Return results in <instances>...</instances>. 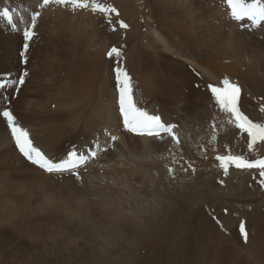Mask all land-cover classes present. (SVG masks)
I'll use <instances>...</instances> for the list:
<instances>
[{
  "label": "rangeland",
  "instance_id": "1",
  "mask_svg": "<svg viewBox=\"0 0 264 264\" xmlns=\"http://www.w3.org/2000/svg\"><path fill=\"white\" fill-rule=\"evenodd\" d=\"M98 2L105 5H112L118 10L119 16H112V23L116 27L115 31L112 30V26L99 13H92L89 10H79L73 13L61 7L49 8L43 11L42 18L38 21L37 35L29 44V63L27 65H23L19 58V51L22 49L23 44L22 34L20 32H14L6 21L0 19V76L10 74L11 78L15 79L25 69L29 73L25 85L20 87L19 91L14 86L0 89V111L5 107H10L17 118L18 124L30 133V138L34 145L40 148L47 156L52 159H61V157H65L66 153L74 145L77 147L74 137H66L52 142L53 140L47 139L46 136L51 138H56L57 136L47 134L45 131L47 126L66 125L67 123L65 115L67 108L54 94L57 91V67L60 61L65 59L63 57L59 59L58 57L60 47V41L57 38L58 32L63 31V29L75 31L83 29L88 32L97 33L100 37L107 36L109 40H112L121 30L118 20L123 19L122 21L129 25L125 29L130 32L132 30L131 26L137 20L143 26V22L148 15L151 19L153 18L152 24L155 28L164 33L169 32L173 37L177 38L178 42L176 41L175 47L178 51H183L182 53L186 57L189 55L191 60L195 59L193 61H197L201 66L209 70L211 68L216 78H219H217L218 82H221L224 78H228L230 81L237 83L236 81L242 79L244 75H251L250 79L252 82L250 80L248 82L247 80V82L241 85L242 96L245 99L241 97L240 107L246 114L244 102L247 100L248 114L246 115L254 122L264 123V112L260 110L261 107H264V85L262 86L264 84V27L251 29L247 23L241 27L231 20L226 22L222 21V23L219 20L218 22L216 14L217 9H220L218 7L221 6V16L223 12L226 18L229 19L228 10L222 3V0H98ZM36 4L37 0H0V8L4 6L16 8L19 12L23 13L25 18L28 17ZM77 14L80 17L85 15L84 17L91 20L90 23L92 25L71 24L69 26L67 23H62V15L64 17V15L76 16ZM17 23H19L18 20ZM141 32H144V28L141 29ZM210 32H212L213 37L221 33L219 35L220 39L233 38V40L231 39L233 43L237 42L238 44L237 50L221 47L225 51L220 56L218 45H216V50L213 46L217 42L215 43L214 40H210L211 37L209 38ZM11 37L13 38L11 39ZM119 44V42H116L114 46L118 47ZM128 46L127 44V52L124 53V56H127V64L126 62L124 63L126 64L125 67L127 66L126 70L132 78L133 89L136 85H140L139 87H142L145 92H148L149 88L148 86L146 87L148 84L145 82L152 79V77V80L157 79L155 81L158 89L157 94H149V96L145 94L144 97H148V99L136 104L138 107L147 110L149 113L161 108L170 114L171 119L173 118L172 123L177 124V128L184 129L181 130L184 133L187 131V126L192 125V123L195 125L200 124L201 126L209 125L211 117H215L213 112L216 111V106L206 85L208 83L218 84V82L216 83V81L200 73L196 68L189 66L180 59L162 52L151 54V59H156V63L150 59L148 66L151 68L149 67V71H139L140 68L134 63V52L128 50ZM179 47H182V49L180 50ZM210 47L216 52L211 50ZM226 50L232 55L230 56V53L226 52ZM152 62L154 63L153 65ZM167 74H169V77ZM191 83L192 88L195 87L198 90L190 94ZM196 85H199V87ZM215 125L223 130L226 129V125L222 122H219V124L216 123ZM227 125H230L228 120ZM10 136V130L7 128L6 121L0 117V264H180V261L173 254L165 250L156 254L155 257H152L153 259H148V257L143 256L139 260H134L135 258H133L117 261L119 255L115 252L113 256H108V259L106 257L104 259H98L94 255L95 258L90 255L88 252L90 242H87V238L89 237L86 234L87 232L85 233L80 228L79 223L71 218V215H73L72 209L69 206H63L64 203L70 204L74 200L72 198L74 193L78 194L86 190V179L82 176V173V179L79 180L69 173L40 174L43 172L42 169H38L36 165L31 164L23 157L16 148L15 142L12 144V141H10ZM246 138V133H241L239 129L234 130L232 145L236 144V154L245 155L249 159L264 158V143H260L254 146L252 151H248L244 144ZM169 139L168 137L163 141L157 139L152 141L151 151L153 155L161 159L166 158L168 155L167 147H162L160 144L167 142ZM44 144H47V146ZM141 151V148H138L135 153ZM213 167V165H209L207 171L210 174L206 178L213 183V190H217L216 193L222 196L223 193L228 195L225 193L224 187L215 182L218 177V172H221V177L224 176L223 170L219 169V165L217 168ZM235 176L237 185L240 187L239 199L236 198L237 196H229L228 198H231V203L229 202V204L232 205L234 202L236 206L233 205L230 207L229 205L227 207L229 208V212L227 209L216 210L218 216H225L226 220L230 222V225L233 223L227 227H216L217 235L221 237L222 244L226 245L230 250L227 252V260L223 264H264V258L259 257L264 252L261 254L255 253L253 255H247L246 243L239 234V223L241 221H244L246 225V223H251L253 218L257 219L262 215L258 218L259 220L257 219L263 222L262 228L258 227L256 231L260 229L261 231L258 234L262 232L264 235V188H261L257 182L260 179L258 170L235 169ZM253 177L256 179H253ZM37 179L38 181H36ZM45 195H49V198L55 204H60L61 208H58L56 211L51 210L46 205V201H44ZM219 198L220 196L216 197L215 200L220 202ZM225 198L226 196L222 197L224 202H227ZM245 198H248V200ZM37 204L42 205L43 210H31V206L35 207ZM202 205L205 204L200 203L197 207ZM45 206L48 208H44ZM66 209L70 210L66 211ZM54 215H56V219ZM245 227L247 230V226ZM90 244L97 243L92 240ZM261 250L264 251V246H262ZM205 264L222 263L208 257Z\"/></svg>",
  "mask_w": 264,
  "mask_h": 264
},
{
  "label": "bare ground",
  "instance_id": "2",
  "mask_svg": "<svg viewBox=\"0 0 264 264\" xmlns=\"http://www.w3.org/2000/svg\"><path fill=\"white\" fill-rule=\"evenodd\" d=\"M218 8L220 9H217V21L219 22L220 20V23H222V21H229L230 19L226 18L225 13L222 12V16L220 14L222 6ZM77 15H64V17L62 15V23H67L69 26L71 24L92 25V23H90L91 20L84 17L85 15L83 17H80L79 14ZM152 19L149 15L146 16L143 26H141L142 24L137 20L131 26L132 30L130 32L125 28L124 30L121 28L112 40H109L107 36L100 37L97 33L88 32L82 28V30L76 31L63 29V31L57 34V38L60 41L58 57L59 59L62 57L65 59L60 61L57 67V91L54 94L67 108L65 114L67 123L66 125H46L45 131L47 134L49 133L52 136H57L56 138L46 136L47 139H51L53 140L52 142H55L72 136L76 139L78 149H83L86 145H90L96 138H98L101 145H103L105 141L109 139V137L105 135V129L112 135L119 137L118 141L115 142L114 150L110 149L106 153H101L95 161L88 165V170L86 172L81 170L82 176L86 179V190L78 194L74 193L72 197L74 200L70 204L64 203L63 206H69L72 209L73 215H71V218L79 223L80 228L85 233L87 232L86 234L89 236L87 242L91 243V241L94 240L97 243H89L88 252L98 259H104V257L108 259V256H113L114 252L119 255L117 261L133 258H135L134 260H139L143 256L151 259L155 257L156 254L165 250L173 254V256L180 261V264H205L208 257L223 264V262L227 260V252L230 250L226 245L222 244L221 237L217 235L216 227H221V225L227 227L230 225V222L226 220L225 216H218L216 210L227 209L228 211L229 208L227 207H229V202L231 200V198L228 197L237 196L236 198H238L240 187L236 182L235 168H229L228 176L221 177V172H218V177L215 182L223 186L225 193L228 194L225 195L223 193V196H226L225 201H227L224 202L222 199L223 196L216 193L217 190H213L214 185L206 176L210 174V172L207 171L209 165H213V168H217L219 165V162L215 159L216 155H226L229 152L234 155L236 154V144L232 145V135L237 128L233 124L227 125L226 115L220 112L216 106V111L213 112L215 117H211L209 125L201 126L200 124L195 125L192 123V125L187 126V131H185V133L181 131L184 130L183 128H176V132L180 137V144H173L170 139L167 142L161 143L160 145L162 147H167L168 150L167 157L161 159L153 155L151 151V143L156 139L137 137L134 134L128 133L123 128V118L119 115L118 93L115 88L114 80V68L117 66L116 58H109L107 56V52L116 42L120 43L118 46L122 53L120 65L124 68L127 67H125L127 64V56H124V53L127 52L126 45L128 44V50L134 52V63L140 68L139 71H149L150 66H148V62L151 59V54L162 52L180 59L189 66L196 68L200 73L205 74V76L207 75V77L213 79L216 83L218 82L219 78H216L211 68L209 70L201 66L197 61H193L195 59L191 60L189 55V58L188 56L186 57L185 54L182 53L183 51H178L175 47L176 41L178 42L177 38L173 37L169 32V34L164 33L155 28L152 24ZM142 28H144V32H141ZM231 32L229 33L231 34ZM209 34V38L211 37L210 40H214L215 43L217 42V44H213V46L216 50V45H218L220 56L225 51L221 49V47L237 50L238 44L237 42L233 43V38L220 39L219 35H221V33L216 34L214 37L212 36V32ZM12 38L13 37H11V39ZM112 42L114 43L112 44ZM177 46L179 45L177 44ZM179 49L181 50L182 47H179ZM211 50L214 49L211 48ZM226 52L230 53L227 50ZM192 55L194 56V54ZM229 55L231 56L232 54L230 53ZM151 60H154L156 63V59ZM124 62H126V64ZM153 64L152 62V65ZM167 75L169 77V74ZM250 76L251 75H244L242 79L236 82L239 83L240 86L244 82H247V80L248 82L249 80L252 82ZM152 79L145 82L148 84L146 85V87L148 86L149 88L148 92H145L142 87H139L140 85L134 87L133 99L136 104L148 99V97H144L145 94L148 96L149 94H157L158 89L155 82L157 79ZM263 85L264 84H262V86ZM196 90H198V88H192L191 83L190 94ZM241 97L243 96L241 95ZM247 108L248 101L246 100L244 102L246 114H248ZM150 114H158L164 121L168 123L173 122V118L171 119L170 114L161 108H158L157 111H153ZM219 122L226 125L225 130L216 125L215 129H213L212 124H219ZM213 134L216 135L215 141L211 139ZM10 138L13 144L14 141L11 136ZM167 138L168 137H165V139ZM244 144L248 150L247 138ZM44 145L47 146V144ZM138 148H141L142 151L135 153ZM47 152L49 151L47 150ZM174 158L179 161L178 164L172 163ZM61 159H63V157H61ZM189 163L192 165V168L195 169L194 172L192 168H188ZM165 165L175 169L174 178L169 176ZM181 165H183L184 168H188V171H183L180 167ZM40 174L47 175L45 171ZM221 180L223 184L220 183ZM36 181H38V179ZM218 196H220V202L215 200ZM49 197V195H45L44 201H46V205L51 210L56 211L58 208H61L60 204H55ZM246 200H248V198ZM249 201H251V199H249ZM200 203H204L205 205L197 207ZM233 205H235L234 202L230 207ZM47 206L44 208H48ZM42 208L40 204L35 205V207L31 206V210L41 211ZM68 210L70 209H66V211ZM54 216L56 219V215ZM257 219L253 218L251 223H246L245 225L249 233L246 243L247 255H253L255 253L261 254L264 252L261 250L264 244H261V246L258 244V239H263L264 235L262 232L261 234L259 233L260 235L258 234L260 229L256 231L258 227L263 225V222ZM217 220H219V224L216 222ZM254 222L256 223L254 224ZM232 224L233 223H231V225ZM84 249L86 250V248Z\"/></svg>",
  "mask_w": 264,
  "mask_h": 264
},
{
  "label": "snow or ice",
  "instance_id": "3",
  "mask_svg": "<svg viewBox=\"0 0 264 264\" xmlns=\"http://www.w3.org/2000/svg\"><path fill=\"white\" fill-rule=\"evenodd\" d=\"M222 3L228 10V17L231 21L236 22L243 27L247 23L251 29H260L264 27V0H222ZM53 7L68 9L73 13L79 10H89L92 13H99L103 16L112 30L116 27L112 23V16H119L118 10L112 5H105L98 0H37L33 10L25 18L23 13L16 8L4 6L0 8V19L7 22L14 32H20L23 38L22 49L19 51L20 62L23 65L29 63V44L37 35L38 21L42 18L44 10ZM17 20L19 23H17ZM120 28H127L128 25L122 20L118 21ZM109 58H116L117 66L114 68L115 88L118 93V110L119 115L123 118V128L137 137L154 138L163 141L169 137L173 144H180V137L176 132L178 127L175 123H168L158 114H150L136 105L133 99L132 78L126 68L120 65L121 50L118 47H111L107 52ZM29 76L25 69L15 79L10 74L0 76V89L14 86L17 91L24 86L26 78ZM199 87V85H196ZM207 90L211 94L215 106L227 117L228 123L233 124L241 133L247 134V148L252 151L254 146L264 143V123L254 122L250 119L240 107L242 87L239 83H234L228 78H224L218 84L208 83ZM264 112V107H261ZM2 117L10 130L11 137L15 142L16 148L31 164L36 165L49 174L69 173L76 179H82L81 170L87 171L88 165L95 161L101 153H106L110 149H115V142L119 137L112 135L105 129V135L109 137L103 145L96 138L90 145L83 149H78L75 145L69 150L63 159L54 160L47 156L40 148L36 147L30 138V133L20 126L16 116L10 107L3 108L0 111ZM215 129V123L212 124ZM212 141L216 140V135L211 137ZM215 159L219 162V167L223 170V175H229V168L237 170H258L260 179L257 181L261 188H264V158L249 159L242 154L216 155ZM173 164H178L175 158ZM170 177L174 178L175 169L165 165ZM183 171L192 168L189 163L188 168L180 166ZM194 172L195 169L192 168ZM253 179H256L253 177ZM223 184V181H220ZM218 224L219 220L216 221ZM221 227H223L221 225ZM239 234L245 243L248 241L249 233L246 230L245 222L239 223Z\"/></svg>",
  "mask_w": 264,
  "mask_h": 264
},
{
  "label": "crops",
  "instance_id": "4",
  "mask_svg": "<svg viewBox=\"0 0 264 264\" xmlns=\"http://www.w3.org/2000/svg\"><path fill=\"white\" fill-rule=\"evenodd\" d=\"M261 231V230H260ZM258 244H264V240L263 239H258ZM259 257H263L264 258V253L262 254V256H259ZM258 257V258H259Z\"/></svg>",
  "mask_w": 264,
  "mask_h": 264
}]
</instances>
